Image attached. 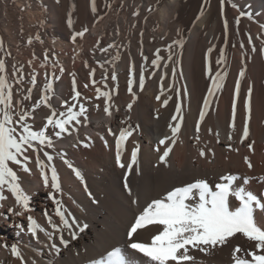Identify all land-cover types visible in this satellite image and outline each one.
Returning <instances> with one entry per match:
<instances>
[{
	"label": "bare ground",
	"instance_id": "1",
	"mask_svg": "<svg viewBox=\"0 0 264 264\" xmlns=\"http://www.w3.org/2000/svg\"><path fill=\"white\" fill-rule=\"evenodd\" d=\"M27 2L31 5L23 10V21L26 19L30 27H33L37 22L44 20V26H34L32 34L29 33L28 24L25 30L23 26L19 28L23 21L16 17L17 14L15 15L17 19L14 20L7 11L2 12L0 16V32L7 45L6 52L15 56L13 59L10 58V54L4 55L9 70L6 69L10 71L9 79L13 84L14 99L22 100V96L27 95L26 89L32 87V98L23 101L24 106L31 109L39 98L40 89L43 88L46 78L55 76L59 79L54 80L53 84L55 93L51 97L53 108L58 112L66 111L67 107L61 106L62 102H66L67 106L73 103L77 105L74 111L79 110L78 105L81 103L87 109V119L80 117L79 124L73 121L70 129L74 130H71L70 134H62L60 138L52 135L54 147L47 148L46 151L54 157L52 163L60 177L63 189L60 198L81 223L88 224V228L80 233L76 240H71L65 231L63 234L70 243L68 248H61L59 255L50 254L48 248L43 247V244L48 242L43 233L39 234L43 242L40 244L26 233L16 234L14 224L22 222L26 225L27 215H32L46 230L51 231L43 215L45 210L53 215L54 222L59 223L58 217L54 216V205L47 196L49 189L44 187L39 170L35 167V156L29 151L27 154L31 157L29 162L31 174L20 171L17 166L13 167L22 177V187L30 194V208L33 211L23 217L9 216L8 219L0 217V244L18 243L28 264H32V260H35L36 264H89L91 259H99L113 247H120L131 257L133 250L126 246L127 229L134 216L151 199L160 197L173 187L200 178L218 182L219 177L225 174L254 178L264 176V55L260 52V48L264 46L262 28L264 0H225L223 14L220 0H208L203 15L200 19L195 18L190 24L188 22L190 18H194L197 8L190 7L188 18L184 19L181 12L186 7V0H164L160 5L157 0H135L133 3L129 0H120L122 6L120 10L116 9L115 0L104 13L97 11L96 15L92 14L88 4V7H85L87 11L84 25L79 28L80 31L87 27L88 31L75 43L70 40V32L75 29H69L66 25L68 13L65 8H61L55 0H17L16 8L24 6ZM43 4H48L49 8L47 21H45L47 18L42 16L40 8ZM149 7L156 9V12L148 15ZM134 11L138 12L137 16L132 15ZM240 13L245 15L240 17L237 23L235 18L239 17ZM248 16H251V19ZM225 19L228 24L227 40L223 26ZM34 34L40 35L41 39L36 40ZM29 37H32L31 44L28 43ZM181 37L185 43L182 48H178L173 44V40ZM109 44L114 46L107 52L100 51V48H107ZM169 45L173 49L171 53L166 50ZM209 47L213 48L212 53L208 54L212 74L214 75L217 70L221 72L226 70L227 75L224 88L213 98L197 134L195 121L199 118L202 98L210 83L204 71V56ZM220 48L225 50L224 66L215 64ZM46 49L47 60L44 59ZM156 49L161 50L162 65L167 63L169 68L163 66L154 68L151 65ZM141 51L147 60L142 59ZM24 54L36 57L37 67L32 61L30 63L27 59L21 60L20 56ZM117 54L119 60L113 61ZM169 55L173 56V61L178 59L179 64L167 60ZM85 63L88 67H85ZM13 64L21 70L22 83H16L19 75L15 77L12 75L15 71ZM141 64L145 66L146 75L143 90L138 87ZM130 65L134 69L133 88L137 97L134 103L132 94L127 90V69ZM173 66L177 72L176 87L182 91L186 90L189 95L182 100L186 118L165 164L158 160V155L162 154L164 147L159 145V140L165 135H170L168 123L171 122V114L175 111V93L166 89L165 95H171L173 99L165 107H161V101H157L155 97L160 94L158 74L167 72L165 82L172 83ZM241 67H245L246 72L241 79L237 119L233 130L228 128L231 122V100ZM61 68L64 69L63 72L60 71ZM92 69H95V73L90 78L88 73ZM113 70L118 77L116 81L110 78ZM32 75L37 78L36 86L30 84ZM73 75L77 81V90L82 94L75 102L72 100L71 92ZM92 80H95V85ZM249 85L252 86L250 136L241 143L239 137L242 134L244 117L243 100ZM97 87L111 94L110 115L104 113V104L96 97ZM18 89H24V92L18 93L16 91ZM92 90L94 93L90 95L89 92ZM99 99L101 101L103 97ZM129 103H133L130 111L127 109ZM49 114L50 110L43 106L35 110L34 117L28 120L33 125V130H41ZM122 121L125 123L122 124ZM129 125L135 131L125 143L122 161L128 162L132 148L138 144L140 173L137 174L133 170L129 176L132 192L139 200L138 206L131 204L132 197L124 190L125 169H120L115 164V139L113 135H109V129L118 135L121 127ZM44 130L46 133L51 132V128ZM230 132L232 140L228 139ZM197 135L199 140L196 139ZM105 140L108 147L105 146ZM168 143L169 141H166V144ZM248 143H253L251 151L247 147ZM85 144L89 146L85 147ZM157 147L161 149L159 154L156 151ZM199 149H204V157L199 155ZM61 153L81 171L96 203L92 202L85 192L84 185L75 178L71 169L60 158ZM245 157L249 158L251 169L245 164ZM41 158L46 160L42 153ZM247 187L257 195L264 192V184L259 183L257 179H252ZM5 194L9 198L3 207H0V213L7 214L8 207L14 206V199L10 194ZM255 217L264 224L262 219L264 213L258 210ZM152 234H155L154 226H148L144 230H139V235L134 234V238L137 241L150 240ZM53 239L59 244L57 237L54 236ZM237 244L249 246L245 239L239 238L233 240L231 247H222L213 251L211 255H204L198 251L194 252V255L198 260L204 261V264H232L231 250ZM135 255L139 257V254ZM0 264H19V261L0 247Z\"/></svg>",
	"mask_w": 264,
	"mask_h": 264
},
{
	"label": "snow or ice",
	"instance_id": "2",
	"mask_svg": "<svg viewBox=\"0 0 264 264\" xmlns=\"http://www.w3.org/2000/svg\"><path fill=\"white\" fill-rule=\"evenodd\" d=\"M56 3H59V0H56ZM224 3L225 0H220L222 14ZM90 10L93 15L97 14L95 0H90ZM132 15L137 16L138 12L134 11ZM202 15L203 11H201L197 19H200ZM244 15V13H240V16L235 18L236 22L239 23L240 17ZM248 18L251 19V16H248ZM66 25L69 29H73L71 12L67 15ZM40 26H44V20L40 21ZM223 26L225 40H227L228 24L226 19L223 22ZM87 31V27H84L80 31H71L70 40L75 43L77 38H83ZM177 31L179 34L180 30L178 29ZM35 39L39 41L41 39L40 35H36ZM251 42V38H249V43ZM28 43H32V37H29ZM184 43L185 41L182 37L173 40V44L178 48H182ZM113 46V44H109L107 48H100V51L107 52ZM241 47L243 48V44H241ZM166 50L171 53L173 50L172 46L169 45ZM160 51V49H156L154 58L151 59V65L154 68L161 66L169 68L170 66L167 63L162 65L163 57L160 55ZM212 51L213 48L209 47L204 56V71L210 83L207 86L206 94L202 98V105L199 108V118L195 121L197 134L200 131L201 122L205 120L213 98L224 88L225 77L227 75L226 70L224 72L217 70L214 75L212 74L208 56ZM253 51H255V48H253ZM0 52H4L5 55L9 54L5 51L2 39H0ZM260 52L264 55V46L260 48ZM141 57L145 60L148 59L143 55L142 51ZM44 59H48L47 49L44 53ZM116 60H119V54L113 57V61ZM167 60L173 61V56L169 55ZM173 63L179 64V60H174ZM241 63L243 64V60ZM215 64L217 66L226 65L224 48L219 49V55L215 60ZM12 67L15 70L12 75L14 77L19 75L16 83H22L21 70L17 69L15 64ZM85 67H88L87 63H85ZM60 71L63 72L64 69L61 68ZM133 72L134 69L130 65L127 69V90L132 94V101L134 103L137 97L133 88ZM245 72V67H241L235 80V90L231 100V122L228 124V128L233 130L235 129L237 119V100L241 89V79L245 76ZM94 73L95 69H92L88 73L89 77H93ZM171 74L173 77L172 83L165 82V77L168 75L167 72L158 74L160 94L155 97L157 101H161V107H165L173 99V96L165 95L166 89L175 93V111L171 114V122L168 123L170 135H165L159 140V145L164 146L162 154H159L161 153L160 147L156 149L159 154V162L165 164L172 146L177 142L182 122L186 118L182 100L189 95L186 90L182 91L175 85V78L177 76L176 67H171ZM110 78L112 81L118 79L114 70ZM57 79L59 77L46 78L43 88L40 89L39 98L31 106V109H28L24 106L23 101L32 98L33 88L29 87L26 89L27 95H23L22 100L14 99L13 84L9 81V77L6 74V61L3 57H0V207H3L4 202L9 198L5 193L10 194L14 199V206L8 207L7 214L0 213V217L4 219H8L9 216L23 217L26 213L33 211L30 208V194L22 187V177L18 175V172L13 167L17 166L20 171L31 174L32 170L29 167L31 157L27 154L31 151L35 156V167L39 170L43 185L49 189L47 196L54 205V216L58 217L59 223L54 222L53 215L45 210L43 215L51 231L46 230L32 215H27L26 225L22 222H17L14 224V227L17 230V235L26 233L38 244L43 243L39 236L40 233H43L48 241L43 244V247L48 248L49 253L55 255L60 254L62 247L64 249L69 247L70 240L65 238L63 234L65 231H67L71 240H76L78 235L88 228V224L81 223L60 198L63 193L60 177L56 167L52 163L54 157L46 151L47 148L54 147L53 140L51 139L52 135L60 138L62 134H70V131L74 130L70 129L73 121L79 124L81 123L80 117H84L85 120L87 119V109L82 103L78 105V111L73 110L77 107L75 103L67 106L66 102H62L61 106L67 107L66 111L58 112L53 108L51 97L55 95L53 84L54 80ZM145 80V66L141 64L138 73V87L140 90L144 89ZM92 83L95 85V80H92ZM30 84L33 86L37 85L35 75L31 76ZM85 87H88V85H85ZM16 91L23 93L24 89ZM71 92L72 100L74 102L78 101L82 94L77 90V81L74 75ZM251 94L252 86L249 85L247 95L243 100L244 117L242 134L239 137L241 143H244L250 136ZM96 97L97 99L103 97V111L105 114L110 115V92L101 91L97 87ZM133 103L127 105L129 111L132 109ZM41 106L49 109L50 114L46 116V122L43 124L41 130H33V125L28 120L34 117L35 110ZM121 123L125 122L122 121ZM48 128H51L50 133H46L44 130ZM134 131L135 129L129 125L128 127H121L118 135L109 129V135H113L115 139V164L118 168L125 169L123 172L124 190L128 193L129 197H132L131 204L138 206L139 200L132 192L129 176L133 170L137 174L140 173L138 162L139 145L136 144L132 148L130 159L127 163L122 161L125 143L133 135ZM209 131L211 132V129ZM232 138L230 132L228 139L232 140ZM101 139L103 140L104 138L101 137ZM196 139L199 140L198 135ZM166 141H169V143L166 144ZM104 142L105 146L108 147V142L106 140ZM84 146L88 147L89 145L85 144ZM228 147L231 148V145ZM247 147L251 151L253 143H248ZM41 153L46 160L41 158ZM199 155L201 157L205 156L204 149H199ZM60 158L71 169L75 178L84 185L85 192L92 199V202L96 203L97 201L89 191L81 171L74 167L70 160L65 159L63 153L60 154ZM244 162L249 169L252 168L248 157L244 158ZM252 179H257L259 183L264 184V176L254 178L248 176L241 177L239 174H225L219 177L218 182L200 178L193 182L185 183L182 186L173 187L160 197L151 199L134 216L126 232L128 238L126 246L128 249L133 250L131 257L120 247H113L110 251H107L106 255H102L99 259H91L89 264H137V261H139V264H204V261L197 259L194 252L198 251L204 255H211L213 251L222 247H231L233 240L239 238L245 239L249 246L243 247L237 244L235 247H232V264H264V224H261L255 217V213L258 210L264 213V192L257 195L249 190L247 186ZM148 226H154L155 234L150 236V240H135L134 234L139 235V230H144ZM54 236L58 238L59 244L54 242ZM0 247L8 251L13 259L19 261V264H28L18 243L14 242L9 245L7 242H4L0 244ZM135 254H139V257H136ZM32 264H36V261L32 260Z\"/></svg>",
	"mask_w": 264,
	"mask_h": 264
},
{
	"label": "rangeland",
	"instance_id": "3",
	"mask_svg": "<svg viewBox=\"0 0 264 264\" xmlns=\"http://www.w3.org/2000/svg\"><path fill=\"white\" fill-rule=\"evenodd\" d=\"M114 1L113 0H95L96 6H97V11L104 13L106 11V9L108 8V5H111ZM116 1H117V8L116 9L120 10L121 7H122L121 4H120V0H116ZM134 1L135 0H129V2H131V3H133ZM163 1L164 0H157L158 5L162 4ZM55 2H56V0H55ZM131 3H129V4H131ZM16 4H17V0H0V16H1L2 12L7 11V13L9 15H11L13 20L18 18L20 20L22 19L21 21H23V18H24L23 10L25 11V9H28V6L31 5V3L27 2L24 6H22V7L19 6V8H16ZM57 4L61 8H65L67 10V13L71 12V18L73 20V28L76 31H79V28L81 29L83 27V25H84L85 12L87 11V9L85 7H88L87 6L88 4L90 6V0H86V1L85 0H59V3H57ZM207 5H208V0H186V7L184 9H182L181 16L184 19L187 20L188 14L191 11L190 7L195 6L197 9H196L194 18H190V21L188 22L190 24V23H192V21L195 18H197L200 15L201 11H204V9L206 8ZM47 6H48V4H46V5L43 4L40 7L41 10H42V16H44L45 19L47 18L45 21L48 20V14H49L48 13L49 12V8ZM152 8L153 7H149V9L147 10V14L149 13L148 15L153 14L154 12H156V9L153 8V10H152ZM16 14H17V16H16L17 18L15 17ZM24 22H26V19L22 23H24ZM22 23H21V26H19V28L23 26L22 28L24 29V28H26L25 26H28L30 24L29 22L24 23V25ZM34 26L35 27H39L40 23L37 22V24H34L33 27L32 26L30 27V25L27 27V28H29V33L30 34L33 33L32 30L34 29ZM30 31H32V32H30ZM33 37H35V34H34ZM0 39H2L3 42H4V39H3V36L1 34V32H0ZM78 39H79V37L77 38V40ZM6 46L7 45L4 42L5 51H7V47ZM9 54L11 55L10 58L13 57V59H14V57H15L14 54H12V53H9ZM4 55H5L4 52H0V57L5 58ZM24 55L20 56L22 59L20 57L19 58L21 60L27 59V61H29L30 63L32 61V64L34 63V65H36V63L38 64V59L36 57H33L31 55H25V58H24ZM36 67H37V65H36ZM6 68L8 69L7 62H6ZM7 69H6V74L9 77L10 76V74H9L10 71L8 72L9 69L8 70ZM9 81H10V79H9ZM93 93H94L93 90L89 92L90 95H92ZM98 100H99V102L104 104L103 99L101 101H100V99H98Z\"/></svg>",
	"mask_w": 264,
	"mask_h": 264
}]
</instances>
